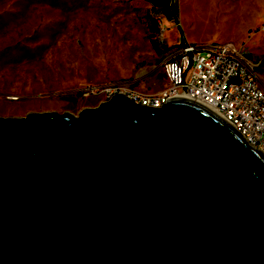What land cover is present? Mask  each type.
<instances>
[{"label": "water", "instance_id": "water-1", "mask_svg": "<svg viewBox=\"0 0 264 264\" xmlns=\"http://www.w3.org/2000/svg\"><path fill=\"white\" fill-rule=\"evenodd\" d=\"M0 119V264H264V156L184 98Z\"/></svg>", "mask_w": 264, "mask_h": 264}, {"label": "rangeland", "instance_id": "rangeland-1", "mask_svg": "<svg viewBox=\"0 0 264 264\" xmlns=\"http://www.w3.org/2000/svg\"><path fill=\"white\" fill-rule=\"evenodd\" d=\"M152 1L0 0V116L76 115L109 86L165 89L157 23L166 49L232 44L264 91V0H167L165 17Z\"/></svg>", "mask_w": 264, "mask_h": 264}, {"label": "built area", "instance_id": "built-area-1", "mask_svg": "<svg viewBox=\"0 0 264 264\" xmlns=\"http://www.w3.org/2000/svg\"><path fill=\"white\" fill-rule=\"evenodd\" d=\"M158 42L164 50L161 70L168 86L152 95H140L118 86L99 91L102 101L114 94L130 98L145 108H160L173 98H184L206 107L264 156V91L257 81L254 64L230 43L202 48L177 44L165 48L160 23Z\"/></svg>", "mask_w": 264, "mask_h": 264}, {"label": "crops", "instance_id": "crops-1", "mask_svg": "<svg viewBox=\"0 0 264 264\" xmlns=\"http://www.w3.org/2000/svg\"><path fill=\"white\" fill-rule=\"evenodd\" d=\"M167 4H168L167 0H153L152 3H151V5L149 4V6H151V7L154 8V9L162 10L163 15H164V17H165V16H166L165 11H166ZM164 5H165V6H164ZM168 13H169V12H168ZM151 27H152V26H151ZM182 42H184V43H188V44H191L190 42H187V41H185L184 39L182 40ZM162 44H163V42H162Z\"/></svg>", "mask_w": 264, "mask_h": 264}, {"label": "flooded vegetation", "instance_id": "flooded-vegetation-1", "mask_svg": "<svg viewBox=\"0 0 264 264\" xmlns=\"http://www.w3.org/2000/svg\"><path fill=\"white\" fill-rule=\"evenodd\" d=\"M96 107V106H95ZM90 108H93V107H90ZM83 109V108H82ZM81 109V110H82ZM80 110V111H81ZM80 111H78L77 113H76V115H72L73 117H77V114L80 112ZM45 112H49V111H42V112H28V113H25L23 116H0V119H7V118H24L27 114H30V113H34V114H38V113H45ZM52 112H54V111H52ZM56 113V112H55ZM63 113H65V112H63ZM66 113H68V112H66ZM58 114V113H57ZM62 114V113H61ZM70 114V113H69Z\"/></svg>", "mask_w": 264, "mask_h": 264}, {"label": "trees", "instance_id": "trees-1", "mask_svg": "<svg viewBox=\"0 0 264 264\" xmlns=\"http://www.w3.org/2000/svg\"><path fill=\"white\" fill-rule=\"evenodd\" d=\"M166 12H167V8H166L165 13H166ZM166 15H167V13H166ZM182 43H184V42L180 41L178 44H182Z\"/></svg>", "mask_w": 264, "mask_h": 264}]
</instances>
